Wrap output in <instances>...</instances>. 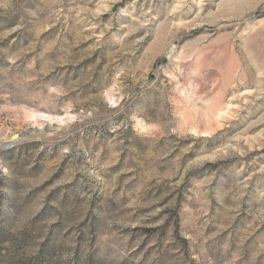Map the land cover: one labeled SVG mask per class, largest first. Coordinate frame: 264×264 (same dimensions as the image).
I'll list each match as a JSON object with an SVG mask.
<instances>
[{
    "label": "rangeland",
    "instance_id": "rangeland-1",
    "mask_svg": "<svg viewBox=\"0 0 264 264\" xmlns=\"http://www.w3.org/2000/svg\"><path fill=\"white\" fill-rule=\"evenodd\" d=\"M0 264H264V0H0Z\"/></svg>",
    "mask_w": 264,
    "mask_h": 264
}]
</instances>
